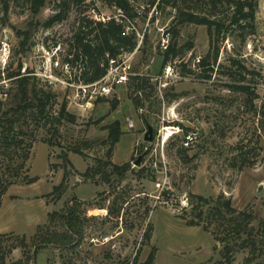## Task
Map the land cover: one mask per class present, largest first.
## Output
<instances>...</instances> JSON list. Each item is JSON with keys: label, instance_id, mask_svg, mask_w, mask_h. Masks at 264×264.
<instances>
[{"label": "rangeland", "instance_id": "obj_1", "mask_svg": "<svg viewBox=\"0 0 264 264\" xmlns=\"http://www.w3.org/2000/svg\"><path fill=\"white\" fill-rule=\"evenodd\" d=\"M60 1L46 0L34 13L26 0H0V40L11 48L5 74L22 63V72L36 76L33 89L54 96L51 112L58 114L65 102L75 116L74 122L64 117L54 124L31 115L23 125L25 140L34 136V143L26 171L1 200L2 264H144L151 252L152 264H251V249L233 228L235 218L253 219L256 228L262 224L258 235L264 237V0H255V33L243 39L235 28L226 34L216 62L206 26L186 23L176 37L170 33L167 45H174L177 57L164 66L161 43L176 24V12L155 5L142 10L134 21L142 44L129 58L132 75L150 79L140 107L126 83L102 82L108 93L88 88L81 96L76 83L67 84L73 73L79 74L76 66L65 73L50 64L46 52L56 42L62 49L59 60L67 56L81 13L96 20L121 19L119 10L100 0H83L72 5L64 21L43 26ZM149 1L133 4L138 10L148 8ZM197 1L201 9L195 11L206 14L209 0ZM216 13L223 19L231 10L222 3ZM21 32L30 35L23 49ZM205 57L209 66L198 67ZM3 86L9 97L0 113L17 99L14 82ZM115 121L122 134L108 157L107 127ZM147 125L153 128L152 141L144 139ZM63 154L70 164H64ZM101 159L130 163L132 171L121 179L112 175L109 182L103 178L110 168L86 174ZM16 162L0 160V177ZM33 177L37 181L30 182ZM63 178L61 189L54 191ZM72 205L83 222V237L74 246L49 245L33 255L37 236L64 230L51 214H63ZM92 238L108 241L92 243Z\"/></svg>", "mask_w": 264, "mask_h": 264}, {"label": "trees", "instance_id": "obj_2", "mask_svg": "<svg viewBox=\"0 0 264 264\" xmlns=\"http://www.w3.org/2000/svg\"><path fill=\"white\" fill-rule=\"evenodd\" d=\"M31 4V9L34 13L44 6L46 0H26ZM83 0H61L58 4V8L44 23L43 26L49 28L56 23L64 21L68 12L71 10L72 5L80 4ZM103 4L119 10L121 19L118 20L111 17L107 20H96L85 14L81 13L78 21L76 22V28L72 33L69 41L68 54L64 61L70 64V69L76 66L79 74L73 73L72 78L68 80L69 83H82L92 84L100 81L107 73L109 67V60L117 58L122 54L132 53L137 49L138 39L134 32H127V24L124 23L125 19L134 22L138 18L137 9L133 2L136 0H100ZM150 6L145 9L149 11L154 5L157 8L168 7L172 8L176 12L175 26L169 31L173 37H176L179 33V27L186 23H193L197 25H203L207 28L211 49H213V62L217 61L219 55V40L223 39L226 34L234 31L235 28L241 30L240 35L245 39L247 34L255 33V17H256V2L255 0H209V11L206 14L199 13L195 10L201 9L198 6L197 0H150ZM208 3V2H207ZM225 3L231 10V13L227 14L225 18H217L218 5ZM23 35V41L21 43L22 49L26 46L30 35L28 32H21ZM163 65L165 66L170 59L177 57V51L174 45L169 44L166 51L163 54ZM236 63V61H234ZM209 66L208 57L202 58L198 62V67L207 68ZM22 63H19L14 72H6L5 79H10L9 82H14L17 85V99L12 106L5 108L0 113V160L9 159L10 163L17 161L14 165H8L4 168L7 172L6 179L3 176L0 177V204L3 195L7 191L8 187L14 183V180L23 176L27 168V162L31 157L32 141L34 143V136H31L29 142L25 140L26 134H24L22 128L25 122L33 116H40L46 118L47 122L59 123L61 118H67L68 121L74 122L75 116L66 110V103H62L59 106L58 114H53L52 110V98L54 96L50 92H43L42 90L35 91L33 89V79L36 76L31 71L22 72ZM70 75V74H69ZM205 77H209L208 75ZM3 80V76L0 71V82ZM150 83V79L145 78L142 75H130L126 84L130 86L135 94L133 101L140 107L143 105L144 99L141 97L143 88ZM1 87V86H0ZM236 90H245L248 87L235 86ZM1 89V88H0ZM9 97V89H8ZM8 99V98H7ZM6 101V100H5ZM5 101H0V105H3ZM109 129V151L108 157L111 156L112 147L119 142L122 128L119 121H115L110 124ZM51 144L50 140H47ZM76 153L81 154L79 150H75ZM64 164H70L65 154L61 155ZM131 164L125 163L123 165H117L111 162V160H97L95 168L89 167L86 174L96 175L102 171L101 168L108 169L110 172L103 179L109 182L112 175L118 178H122L126 173L131 170ZM143 168L140 169L142 172ZM66 175V170L65 173ZM65 178V176H64ZM64 178L61 184L54 187V191H59L64 184ZM4 179V180H3ZM38 178L33 177L30 182L37 181ZM204 204L209 202L208 199L202 196H192ZM76 205V204H75ZM225 208L229 209V202L224 203ZM217 211L219 209L217 208ZM221 213V212H220ZM245 218L249 219L246 215ZM51 219L56 220L64 230L62 232H44L35 238L33 255H37L38 250L49 245L56 247H69L83 237V222L79 216L75 206H70L66 212L59 214L54 212L51 214ZM235 227L233 228L234 234L238 238L243 239V244L251 249L252 258L248 260V263L264 264V260L260 259L264 256V239L263 236L258 235L259 229L262 224H258V229L253 226V219L249 222L243 220L234 219ZM232 222V221H231ZM190 225H196V222L189 221ZM244 237V238H243ZM24 244V240H22ZM260 259V260H259ZM154 261V252H151L144 262V264H152ZM3 263V256L0 254V264ZM22 261H17L14 264H21Z\"/></svg>", "mask_w": 264, "mask_h": 264}, {"label": "built area", "instance_id": "obj_3", "mask_svg": "<svg viewBox=\"0 0 264 264\" xmlns=\"http://www.w3.org/2000/svg\"><path fill=\"white\" fill-rule=\"evenodd\" d=\"M154 9H156V6L154 7ZM142 10H145V7L143 5L141 6L140 9L137 10L138 17L141 15ZM127 21H128V25L126 27V31L135 33L138 39V46L136 50H138L139 46L142 44L143 34H141L136 29L134 22H131L130 20H127ZM170 35H171L170 32H168L166 33V36L162 39V43H161L162 48L167 49L168 39ZM61 51H62L61 44L59 42H56L52 44L50 50L47 51L46 54L47 56H49L48 59L51 65L53 64L54 67L56 68L60 67L62 71L67 73L69 72L70 64L64 60L62 62L59 60V54L61 53ZM132 53L122 54L118 56L117 58L110 59L107 73L100 81H97L92 84H87V85L82 84V83L77 84V87L83 91L81 92L82 94L81 96H84L86 94V89L88 88H93L94 90H97V88L100 87V92H99L100 95H102L103 93H108L109 88L106 87L105 85L101 86L102 82H107L111 80L112 83L117 86L124 85L127 82L129 76L132 75L131 65L129 64V58ZM10 55H11V48H10L9 43L6 40H0V71L3 76V80L0 82V86H1L0 87L1 88L0 89V101H5L8 98V90L4 89L3 84H6L8 81H10V79L8 80L5 79V69L8 66ZM67 84L74 85L73 83H69L68 81H67ZM94 93L95 91L92 94ZM78 97H80V95H78ZM99 241L101 243H104L108 241V238H102L101 240L96 239V238L91 239L92 243H96Z\"/></svg>", "mask_w": 264, "mask_h": 264}, {"label": "water", "instance_id": "obj_4", "mask_svg": "<svg viewBox=\"0 0 264 264\" xmlns=\"http://www.w3.org/2000/svg\"><path fill=\"white\" fill-rule=\"evenodd\" d=\"M144 139L146 141H152L153 140V128L150 125H147V132L144 136ZM142 156H139L138 159L135 160V165L139 166L141 164ZM258 193H261V187L258 189Z\"/></svg>", "mask_w": 264, "mask_h": 264}]
</instances>
